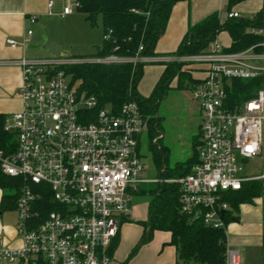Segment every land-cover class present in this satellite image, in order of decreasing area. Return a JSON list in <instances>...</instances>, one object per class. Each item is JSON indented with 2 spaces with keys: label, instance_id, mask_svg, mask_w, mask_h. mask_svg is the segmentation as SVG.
I'll return each mask as SVG.
<instances>
[{
  "label": "built area",
  "instance_id": "2783aa9c",
  "mask_svg": "<svg viewBox=\"0 0 264 264\" xmlns=\"http://www.w3.org/2000/svg\"><path fill=\"white\" fill-rule=\"evenodd\" d=\"M52 6L49 1L48 15ZM71 11L63 8V14ZM238 17L237 12L227 14ZM27 20L32 25L37 16ZM248 30L262 37L261 50L251 46L228 51L214 37L206 49L192 55L13 61L21 70L22 109L5 121V130L15 134L16 147L7 156L0 151V170L21 180L15 210L22 245L12 249L0 242V263L110 264V245L130 211L128 189L148 181L141 177L144 165L138 147L148 122L135 101L123 103L117 111L100 107L93 94L70 84L65 68L163 60L204 67V76L190 87L201 115L195 163L189 173L164 181L179 185L181 213L212 228L224 226L227 193L260 181L264 264V20L262 26ZM110 33L102 39L109 40ZM31 34L28 29L20 41L7 43L23 47ZM255 78H261V86L254 97L238 104L228 101L226 86L231 79ZM255 157L261 159V172L247 175L240 161ZM46 193L52 209L44 212L39 201ZM226 264H240L237 250L227 248Z\"/></svg>",
  "mask_w": 264,
  "mask_h": 264
},
{
  "label": "trees",
  "instance_id": "16d2710c",
  "mask_svg": "<svg viewBox=\"0 0 264 264\" xmlns=\"http://www.w3.org/2000/svg\"><path fill=\"white\" fill-rule=\"evenodd\" d=\"M185 0H75L76 9L84 19L96 26L101 21L103 34L111 31L110 38L102 41L97 49L98 56L115 54L121 57L153 56L155 45L165 32L166 25L175 3ZM234 0H229L230 4ZM236 1V0H235ZM264 9L257 12L252 19L227 18L222 24L217 13H213L200 22L189 26L182 37L174 55H192L202 52L209 42L220 32L226 31L231 44L228 51H239L251 46L261 50L259 43L262 37L247 31L249 27L263 25ZM139 46L142 47L138 51ZM181 64H167L150 94L146 97L137 90L143 74L142 63H82L65 68L70 84H77L79 91L93 94L100 107L109 106L113 111L119 110L128 101H135L147 118L148 132L159 124L156 115L159 103L170 89L188 88L193 80ZM176 80V86H171ZM261 86V78L231 79L226 86L228 101L238 104L255 96ZM6 115L0 113V151L4 156L14 152L15 134L5 130ZM156 126V127H155ZM167 148L160 146L153 152L157 168V177L162 180L150 187L148 201L149 218L146 233L142 235L132 252L146 241L155 230L168 231L170 243L177 250L178 263L188 264H226V234L224 228L204 226L200 221L192 220L179 210V185L165 182L190 172L195 163V155L173 166L166 164ZM21 180L4 175L0 170V189L2 190L1 209L14 208L19 195ZM139 193L145 190L138 189ZM261 193V182L258 180L243 183L239 191L230 192L228 202L232 209L242 202H251ZM44 212L52 209L49 193L39 201ZM230 211L224 215V222L230 219ZM110 249V248H109Z\"/></svg>",
  "mask_w": 264,
  "mask_h": 264
},
{
  "label": "crops",
  "instance_id": "0c3cea01",
  "mask_svg": "<svg viewBox=\"0 0 264 264\" xmlns=\"http://www.w3.org/2000/svg\"><path fill=\"white\" fill-rule=\"evenodd\" d=\"M49 1L53 2L51 15H48L47 3ZM72 3L76 7L75 0H0V113L6 115V120L13 113L22 109V100L18 94V89L22 82L21 70L18 65L12 62L20 58L47 59L55 57L45 47L43 48L46 51L45 55H41L42 53L39 52V47L43 42H49L50 44L51 41L47 40V37L44 35L40 37L36 36L34 25L36 23L39 24L41 19L46 20L47 17L59 16L60 19L73 17L75 14L72 11L69 14H63V8ZM262 9H264V0H234L231 4L229 0L179 1L172 7L165 32L160 36L155 45L154 56L148 58H163L174 55L173 52L176 51L188 27L200 22L213 13H217L218 20L222 24L227 20L229 12H237L239 14L238 18L252 19ZM78 13L83 17L85 25H89L84 19V15L79 11ZM29 15L37 16V20L32 25L27 20ZM98 23H101L100 19H98ZM249 28H247L248 32ZM28 29L32 30V34L25 46L11 47L7 43L8 39L20 41ZM215 37L218 38L225 48H229L231 38L226 31H220ZM54 43L56 44L55 41ZM100 46H94L95 52ZM59 54L60 48L58 47V56ZM75 56L84 55L77 54ZM166 65L163 60L143 63V74L137 85L140 95L146 97L150 94ZM181 70L187 71L193 82L204 76V67L201 65L182 66ZM173 82L171 86H174ZM192 83H189L188 88L191 87ZM183 89L185 88L178 90ZM197 109L200 112L199 106ZM200 122L197 124V128L200 126ZM140 139L141 136L138 142L139 150ZM158 141L159 139L156 140V142ZM141 177L148 181L140 183L134 189H128L130 211L121 221L117 236L110 245V264H176L179 262L177 250L170 243L171 236L168 231L155 230L135 252L131 253L142 235L146 233L145 224L149 218L148 202L140 200L132 202L133 195L143 194L139 193L138 189L145 190L147 184L155 185L162 182L152 181L161 180L158 177L147 178L142 175ZM2 194L3 192L0 189V203ZM228 195L229 193L225 196L228 205L226 212L230 211L231 217L226 223L224 222L223 226L226 234L227 248L237 250L240 264H263L261 247L262 186L258 197L253 198L251 202L239 203L236 209L230 207L227 199ZM11 212H14L15 216H11ZM16 225L17 212L15 205L12 209H1L0 207V242L12 249L19 248L22 245L20 236L16 231ZM8 263L13 264L12 262ZM0 264H3V262ZM37 264L45 263L38 261Z\"/></svg>",
  "mask_w": 264,
  "mask_h": 264
},
{
  "label": "rangeland",
  "instance_id": "374dc122",
  "mask_svg": "<svg viewBox=\"0 0 264 264\" xmlns=\"http://www.w3.org/2000/svg\"><path fill=\"white\" fill-rule=\"evenodd\" d=\"M73 17L69 19H60L59 16L47 17L46 20L41 19L39 24L34 25L36 36H46L47 40L60 48V57H101L95 52L94 46L102 44L103 30L101 23L97 22L96 26L85 25L83 17L78 13L75 4L69 5ZM78 13V14H77ZM56 42V44L54 43ZM43 42L39 47L41 55H45ZM84 56H75V55ZM58 56V57H59ZM173 85L176 86V80ZM198 103L192 98L190 88L183 90L170 89L166 97L159 103L156 115L160 118L159 124L152 130L153 136L148 132V126L140 139V155L144 165L142 172L143 177H157L158 172L153 159V152L160 146L167 148L166 164L173 166L174 163L184 161L191 155H195V148L199 136V127L197 124L201 121L200 112L197 109ZM161 135V136H160ZM159 139L158 142L156 140ZM244 166L247 175H258L261 172V159L255 157L244 162L240 161ZM155 185L147 184L145 193L133 195L132 202L146 201L150 199L147 191ZM11 216H15L11 212ZM3 264H11L6 261ZM17 264V263H13ZM188 264H195L190 262Z\"/></svg>",
  "mask_w": 264,
  "mask_h": 264
},
{
  "label": "water",
  "instance_id": "95a60500",
  "mask_svg": "<svg viewBox=\"0 0 264 264\" xmlns=\"http://www.w3.org/2000/svg\"><path fill=\"white\" fill-rule=\"evenodd\" d=\"M45 48H47L53 56H55V57L58 56V47L57 46H55L53 44H46Z\"/></svg>",
  "mask_w": 264,
  "mask_h": 264
}]
</instances>
